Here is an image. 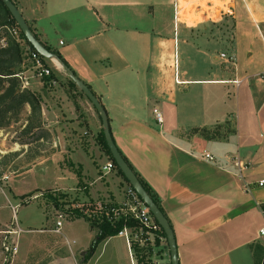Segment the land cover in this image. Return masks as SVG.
<instances>
[{
    "label": "crops",
    "instance_id": "0c3cea01",
    "mask_svg": "<svg viewBox=\"0 0 264 264\" xmlns=\"http://www.w3.org/2000/svg\"><path fill=\"white\" fill-rule=\"evenodd\" d=\"M11 1L103 106L115 146L159 200L178 263L256 264L254 246L264 248V184L257 185L264 181V0H232L227 17L200 21L199 13L192 24L182 21L190 11L181 5L174 19V0ZM20 42L18 73L27 79L20 91L35 96L38 109L25 103L19 115L22 127L36 119L39 144L30 161L22 149L18 169L38 168L52 182L35 192L61 191L63 202L123 206L129 185L116 168L102 169L113 162L97 142L99 114L54 60H44L53 85L32 77L30 50ZM234 157L248 165L242 177ZM55 222L46 237L27 236L32 230L17 223L23 232L13 264H171L158 226L143 231L144 240L133 242L138 230L131 231L130 244L117 234L90 251L96 229L88 221L66 219L58 232Z\"/></svg>",
    "mask_w": 264,
    "mask_h": 264
},
{
    "label": "rangeland",
    "instance_id": "374dc122",
    "mask_svg": "<svg viewBox=\"0 0 264 264\" xmlns=\"http://www.w3.org/2000/svg\"><path fill=\"white\" fill-rule=\"evenodd\" d=\"M179 4L181 5L182 9L184 8L186 11V16L188 14L187 11H190L189 19L182 21H184L186 24H192L199 21L196 19L199 13H202V19L200 21L206 20L207 18H211L213 21H216L220 17H227L232 0H184L183 3H181L179 0ZM213 6L214 10L217 9L216 11L212 10ZM206 24L208 23L206 22ZM12 29L16 30V34H11L9 32V30ZM18 33V29L16 28L0 29V37H6L7 35H10L14 36V38H18ZM48 76H51V71ZM49 82L52 85L54 84L52 79ZM23 118V116L18 114L16 121L13 120L9 125L0 128V231L15 220L23 229L32 230V232L27 236L46 237L49 235V233L46 231L52 228L55 222L54 217L56 215L62 214L64 216L62 220L63 226L65 225L66 219H70V217L63 213L62 207L54 209L48 203L46 195L50 194L57 196V194H63L61 191L41 190L39 193L35 192L37 188H45L50 186L52 182L51 179H49L46 175L42 176V171L33 167L30 163L29 167L18 169V164L15 162V160L22 149L25 147L27 148L26 161H30L32 153L36 152L35 148L38 147L39 144L38 142H35V136L34 133H32V124L36 123V119L31 121L29 120L26 125L22 127V124L24 123ZM227 126L228 128L226 129L219 128V131L222 133L229 131L230 126ZM24 144L26 146L23 147ZM4 176L9 177V179H4ZM17 194L18 197L21 196L20 202L16 196ZM37 194L39 195L37 196ZM30 196L32 197L29 198ZM70 198L71 200L73 199V197ZM36 203L38 206L44 209V214L47 217H45L42 211H40ZM78 203L80 205H78ZM71 204L72 208L81 209L82 211H85L86 209L87 216L90 213V209H94L95 207L94 205L85 206L83 205L84 203H82L79 199L72 200ZM106 204L108 206H116L110 203ZM12 207H15L16 210L13 211ZM94 213L95 212H93L90 217H92ZM39 230L44 231L39 233ZM24 240L25 236L24 239H22V245H24ZM132 241L138 242L139 239L134 238ZM262 257H264V253H262Z\"/></svg>",
    "mask_w": 264,
    "mask_h": 264
},
{
    "label": "trees",
    "instance_id": "16d2710c",
    "mask_svg": "<svg viewBox=\"0 0 264 264\" xmlns=\"http://www.w3.org/2000/svg\"><path fill=\"white\" fill-rule=\"evenodd\" d=\"M0 27L6 29L8 28L18 29L14 19L11 17L9 11L7 10V8L5 7V5L1 0H0ZM18 32H19L18 38H14V36L7 35L6 44L4 46H0V128L9 125L13 120L16 121V117L22 111L23 105L25 103H28L30 105L31 113L36 112V110L38 109V101L36 97L30 94L26 90L20 91V81L15 76V74H17L19 71V65L22 61V58L25 56L24 55L25 51L22 48L20 41L21 40L24 41V43L28 45L30 51L34 50L32 46L26 41L25 37L23 36V34L20 32L19 29ZM47 50H49L51 53L55 54L59 59H61V57L57 52L50 49ZM44 60L46 59L43 58V61ZM53 78L54 77L52 75L44 76L43 80L48 81ZM68 83L75 89L79 90L71 80L68 79ZM200 131L203 135L208 136L207 130L202 128L200 129ZM97 142L100 144L102 149L105 151V153L109 156V158L115 165L108 151L106 143L104 141L102 130L99 132V135L97 137ZM121 156L123 157L122 154ZM123 159L129 165V163L124 157ZM129 167L131 168L130 165ZM115 168L117 169L119 174L122 175L121 171L116 166ZM135 175L138 177V179L140 180L146 191L149 193L153 201L157 204V206L165 216L162 208L160 207L157 196L150 189V187L139 177L137 173H135ZM48 195L49 196L47 197V200L52 204L53 207L57 208L61 206L63 208L62 209L63 213L68 215L70 218H84L94 229H96V235L93 242L90 245V249H89L90 251H93L96 245L100 243L102 240L106 239L107 237L117 235L118 232L124 227L130 229L131 231H137L140 228V225L137 223V221L129 214L126 217L121 216L115 222H109L102 213L95 212L92 215V217H90L91 215L87 216L82 210L77 208H72L71 203L63 202L57 196L50 194ZM83 205L92 206L93 204L92 202H90ZM154 224L160 228V226L156 223L155 220H154ZM142 230L147 231L149 229L143 227ZM160 230L161 233L164 235L161 228ZM254 253H255L256 264H264V257H262V253H264V248L260 245H256L254 246Z\"/></svg>",
    "mask_w": 264,
    "mask_h": 264
},
{
    "label": "built area",
    "instance_id": "2783aa9c",
    "mask_svg": "<svg viewBox=\"0 0 264 264\" xmlns=\"http://www.w3.org/2000/svg\"><path fill=\"white\" fill-rule=\"evenodd\" d=\"M179 0H174L173 2V9H174V19L178 17L179 12ZM11 34H16V30L12 29L9 30ZM1 45L4 46L5 44L0 41ZM29 59L31 61V72L32 77L36 78H43L44 76H48L50 74V70L45 67L43 58L36 52V51H30ZM221 57H225L224 54H221ZM228 60H231L230 57H225ZM15 76L20 81V86L25 87L27 84V79L23 77L20 73L15 74ZM154 117L157 122H162V118L158 110H153ZM204 156L208 161H213L214 156L210 153L204 152ZM232 165L236 168L238 175L242 177V171L245 170L248 165L243 160L234 157L231 160ZM115 168V165L113 163H108L106 166H103V170H111ZM7 176H4V179H7ZM264 181L259 180L257 182L258 186H263ZM126 197L127 200L125 201L123 206H108L105 202H96L93 205L95 206L94 209H90V213L88 216H90L93 212L102 213L106 219L109 222H115L117 221L121 216H127L128 214L131 215L137 223L140 225V228L137 233H134V236L132 239L136 238L141 240L142 239V228H148V229H154L156 225L154 224V219L152 215L150 214L148 208L142 203V201L139 199V197L136 195L134 190L129 186L126 190ZM80 205V204H78ZM261 214L263 218V225L258 230V235L260 238L264 240V207H261ZM12 210L15 211L16 208L12 207ZM81 210V209H80ZM83 212L86 214L87 210H83ZM87 215V214H86ZM57 219L55 222V228L54 231L58 232L62 225V220L64 216L62 214L56 215ZM23 230L18 226L17 222L14 220L9 225L5 226L4 229L0 231L1 234V240H0V252H1V264H13V260L18 253V242H17V236L22 233ZM131 230L124 227L118 232V235H122L126 242L130 244L131 239Z\"/></svg>",
    "mask_w": 264,
    "mask_h": 264
},
{
    "label": "water",
    "instance_id": "95a60500",
    "mask_svg": "<svg viewBox=\"0 0 264 264\" xmlns=\"http://www.w3.org/2000/svg\"><path fill=\"white\" fill-rule=\"evenodd\" d=\"M7 10L9 11L11 17L14 19L18 29L25 37L26 41L32 46L34 51H36L42 58L54 60L57 62L60 68L63 69L69 80H71L79 91L89 100L91 105L94 107L96 112L99 114L101 120V128L104 137V141L108 148V151L113 159L115 166L121 171L123 177L127 181L128 185L134 190L136 195L142 201V203L148 208L153 219L162 229L164 236L166 238L168 249L170 253L171 264H179L177 259V251L175 246V241L171 227L163 215L157 204L153 201L149 193L146 191L138 177L125 162L117 147L115 146L111 134L109 131L108 120L105 110L101 103L98 101L97 97L93 94L90 88L83 83L72 71L71 69L55 54L51 53L47 48H45L33 35L27 22L11 0H1Z\"/></svg>",
    "mask_w": 264,
    "mask_h": 264
},
{
    "label": "bare ground",
    "instance_id": "6f19581e",
    "mask_svg": "<svg viewBox=\"0 0 264 264\" xmlns=\"http://www.w3.org/2000/svg\"><path fill=\"white\" fill-rule=\"evenodd\" d=\"M217 9H215L214 11H216Z\"/></svg>",
    "mask_w": 264,
    "mask_h": 264
}]
</instances>
